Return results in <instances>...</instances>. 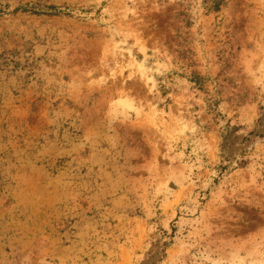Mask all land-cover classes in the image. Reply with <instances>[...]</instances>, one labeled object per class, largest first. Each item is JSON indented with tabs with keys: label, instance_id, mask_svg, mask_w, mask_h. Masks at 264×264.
<instances>
[{
	"label": "rangeland",
	"instance_id": "374dc122",
	"mask_svg": "<svg viewBox=\"0 0 264 264\" xmlns=\"http://www.w3.org/2000/svg\"><path fill=\"white\" fill-rule=\"evenodd\" d=\"M0 264H264V0H0Z\"/></svg>",
	"mask_w": 264,
	"mask_h": 264
}]
</instances>
